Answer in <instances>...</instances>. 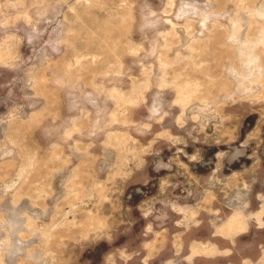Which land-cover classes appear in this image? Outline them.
<instances>
[{
    "label": "rangeland",
    "instance_id": "obj_1",
    "mask_svg": "<svg viewBox=\"0 0 264 264\" xmlns=\"http://www.w3.org/2000/svg\"><path fill=\"white\" fill-rule=\"evenodd\" d=\"M0 264H264V0H0Z\"/></svg>",
    "mask_w": 264,
    "mask_h": 264
},
{
    "label": "crops",
    "instance_id": "obj_2",
    "mask_svg": "<svg viewBox=\"0 0 264 264\" xmlns=\"http://www.w3.org/2000/svg\"><path fill=\"white\" fill-rule=\"evenodd\" d=\"M220 232H222V230H219V233H218L219 236L221 235ZM233 240H234V236L231 235V237H230V241H233ZM199 256H200V254L198 253V251H196V250L194 249L193 254H192V256L190 257V259L193 260V259H195L196 257H199Z\"/></svg>",
    "mask_w": 264,
    "mask_h": 264
}]
</instances>
